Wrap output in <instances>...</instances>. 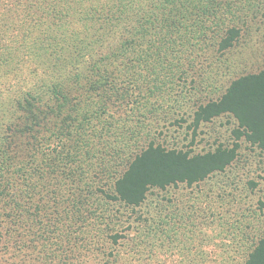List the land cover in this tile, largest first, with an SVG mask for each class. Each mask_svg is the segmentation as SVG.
Here are the masks:
<instances>
[{
  "label": "trees",
  "instance_id": "trees-1",
  "mask_svg": "<svg viewBox=\"0 0 264 264\" xmlns=\"http://www.w3.org/2000/svg\"><path fill=\"white\" fill-rule=\"evenodd\" d=\"M262 6L0 0V264H77L80 255L117 264L118 254L91 255L99 243L109 251L122 239L115 204L138 208L154 190L224 173L242 138L264 153V69L233 80L193 113L195 133L233 117V147L194 154L145 132L171 85L193 83ZM250 239L241 264H264V233Z\"/></svg>",
  "mask_w": 264,
  "mask_h": 264
},
{
  "label": "rangeland",
  "instance_id": "rangeland-1",
  "mask_svg": "<svg viewBox=\"0 0 264 264\" xmlns=\"http://www.w3.org/2000/svg\"><path fill=\"white\" fill-rule=\"evenodd\" d=\"M261 2L262 9L251 17L231 50L205 63L193 83L189 78L171 85L175 89L169 88L170 96L161 109L145 122V132L149 130L157 144L194 154L234 146L237 122L233 117L224 115L204 123L195 133L193 113L221 97L233 80L264 69ZM238 143V157L224 173L192 187L181 184L164 192L154 190L138 208L115 204L114 213L121 222L115 227L122 239L108 245L109 251L99 243L91 255L118 254L117 264H241L251 246L250 237L259 229L264 233V153L244 138ZM77 264L108 263L103 257L80 255Z\"/></svg>",
  "mask_w": 264,
  "mask_h": 264
}]
</instances>
